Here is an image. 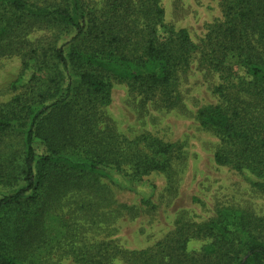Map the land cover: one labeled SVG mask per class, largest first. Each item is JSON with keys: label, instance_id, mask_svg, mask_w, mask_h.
I'll use <instances>...</instances> for the list:
<instances>
[{"label": "trees", "instance_id": "1", "mask_svg": "<svg viewBox=\"0 0 264 264\" xmlns=\"http://www.w3.org/2000/svg\"><path fill=\"white\" fill-rule=\"evenodd\" d=\"M37 1L0 0V59L29 58L14 84L17 94L0 104V142L23 131L22 151H0V264H39L35 251L50 245L44 219L66 197L89 196L102 179L133 188L169 168L172 145L149 136L129 141L103 108L116 81L174 107L176 82L198 54L220 79L219 103L197 113L200 126L219 139L214 160L264 193V0H213L222 19L200 48L186 29L166 22L161 0H104L99 9L85 0ZM37 25L68 37L48 48L19 40ZM232 61L244 77L235 80ZM40 73L46 85L38 83ZM194 241L203 242L200 250ZM77 244L66 247L81 264H264V216L224 209L142 250Z\"/></svg>", "mask_w": 264, "mask_h": 264}, {"label": "rangeland", "instance_id": "2", "mask_svg": "<svg viewBox=\"0 0 264 264\" xmlns=\"http://www.w3.org/2000/svg\"><path fill=\"white\" fill-rule=\"evenodd\" d=\"M85 1L98 9L104 3V0ZM161 3L166 22L177 29H186L199 48L209 27L222 19L221 8L213 0H161ZM34 28L30 35L19 39L30 41L34 48H48L59 37H68V33L53 28L40 25ZM28 59L19 54L0 59V104L9 103L17 94L14 84L23 74ZM232 67L235 80L245 76L235 61ZM38 78L40 84L46 79L43 73ZM219 80L216 72L200 62L198 54L191 68L176 82L178 103L172 108H167L159 98L146 101L126 82H114L112 102L103 108L105 116L116 132L129 141L149 136L172 145L169 168L131 183L133 188L102 179L89 196L66 197L44 219L43 240L50 245L35 251L39 264H81L68 251L69 241L75 240L80 246L110 244L111 250L117 251L142 250L154 246L181 224L209 222L217 219L224 209L264 216V193L246 175L216 164L219 139L202 128L197 119L200 109L219 103L214 92ZM21 134L23 131L18 129L14 135H8L0 142V151L5 154L22 151ZM2 158L6 156L2 154ZM202 245L203 242L194 241L192 248L200 250ZM50 247L55 251L47 252Z\"/></svg>", "mask_w": 264, "mask_h": 264}]
</instances>
